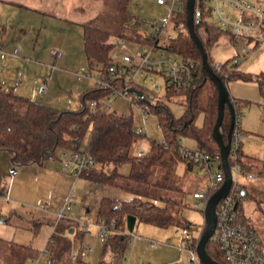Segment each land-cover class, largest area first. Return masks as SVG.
I'll list each match as a JSON object with an SVG mask.
<instances>
[{"label": "trees", "instance_id": "16d2710c", "mask_svg": "<svg viewBox=\"0 0 264 264\" xmlns=\"http://www.w3.org/2000/svg\"><path fill=\"white\" fill-rule=\"evenodd\" d=\"M185 4L186 0H181L178 10L169 16L175 34L169 39L167 47L179 56L191 60L189 66L192 79L189 80V85L185 89L176 90L166 80L164 85L166 98L183 95L182 103L185 108L182 115L175 118L165 104L163 96L153 95L149 98V91L135 83L129 84V87L141 89L143 97L140 102H146L149 110L157 114L163 132L162 139L147 137L145 133L135 129L132 114L116 113L105 108L102 100L111 92V89L102 87L100 84L94 83L79 94V105L76 109L56 108L0 87V150L8 152L11 163L26 165L41 162L49 155H56L57 150L75 148L91 156L96 162V165L83 168L79 174L80 178L131 193L126 199L102 197L99 202L97 215L106 221H113L116 232L108 238L107 242H104L101 258L96 264L121 263L129 236L125 223L128 214L136 217L135 223L142 221L158 226L175 223L181 227L190 223L182 216V209L186 206L183 190L174 183L172 178L178 162H185L188 169L193 166L192 162L186 160L179 152L180 136L192 137L196 141V149H204L217 157L218 166L221 167L219 146L212 137V129L217 117L218 89L216 83L203 69L201 53L187 30ZM209 16V7L202 3L200 22L194 24L193 29L217 79L227 91L228 82L233 79L252 81L264 97L263 71L251 73L238 70V63H233V58L236 56L221 62L218 70L213 68L215 61L210 54L212 47L223 35L233 41L234 36L213 26ZM139 26L138 18L125 15L120 21L116 36L123 41L152 44L154 37L140 31ZM109 36V31L96 25L87 23L82 27L84 55L89 70L93 73L107 75L108 66L113 63L110 53L115 42L110 41ZM123 80L118 77L113 78L114 87L121 89L125 84ZM203 90L206 92L204 101L201 99ZM127 93L134 95L131 91ZM228 97L236 127L241 116V109L248 105L250 100L236 98L230 95L229 91ZM200 111L204 114V122L202 126H197L195 118ZM229 126L230 107L224 103L223 117L219 127V135L224 141ZM85 138L84 144L82 141ZM141 140L147 142L145 149L142 150L143 153L133 152L134 144ZM244 156L246 155L239 147L235 161L249 171V164L243 159ZM227 160L229 166L234 162L229 154ZM121 164L128 165L127 173L119 172L118 167ZM263 165L264 162L259 169L260 174ZM217 188L208 187L207 197ZM243 195L249 194L245 186L241 184L240 198ZM257 204L260 206L261 200L257 199ZM236 208L239 211L237 221L240 224L250 225L243 217L239 199L236 202ZM70 228L74 226L69 219L64 218L57 222L48 247L52 264H62L68 260L69 242L65 233ZM204 228L205 225L201 233ZM84 232L78 229L80 237ZM9 243L12 245L9 252L15 257L14 264H22L27 256V246L12 241ZM106 243L110 247L112 256L110 263L103 258ZM193 243L196 245V241ZM205 249L214 264H228L218 242L212 237L206 242ZM76 261L77 264L82 263L80 258Z\"/></svg>", "mask_w": 264, "mask_h": 264}, {"label": "rangeland", "instance_id": "374dc122", "mask_svg": "<svg viewBox=\"0 0 264 264\" xmlns=\"http://www.w3.org/2000/svg\"><path fill=\"white\" fill-rule=\"evenodd\" d=\"M89 2L86 11L82 14L78 13L77 6H64V8L74 9L71 15L80 16V18L82 17L81 21L110 32L109 40L115 42V46L111 51L112 55H115V61H121L123 55L136 56L141 45L117 38L116 33L120 21L125 15L138 18L140 22L139 30L147 35L152 34L155 28L161 24L165 25L162 40L168 35L174 34L172 23L169 20V9L165 4H158L156 0H89ZM258 2L264 3V0H258ZM101 6L102 11L99 14L97 12L98 7ZM19 14L25 16L30 13L22 10ZM83 17H87V19L84 20ZM24 22L29 23L27 20H24ZM57 25L60 31V33L58 32V38L52 32L54 25L50 23L45 24L47 28L42 31L38 38H36L34 32L25 38V44L28 45L29 49L35 47L37 51L34 54L35 56L28 52L20 55L26 58V62L22 65V68H25L21 70L20 74H23L29 80L34 73L30 67L33 66L35 61L46 67V74H48L52 65L54 70L58 68V77L53 83V85L55 84L53 90L58 93L61 105L76 109L79 105V94L87 87L92 86L94 81L91 77H85L82 81L76 78L77 72L86 74L90 71L84 55L82 28L59 21ZM225 37L223 35L221 40L223 41ZM144 47L146 49L150 48L148 44H144ZM250 47L251 45L248 44L246 46L248 52L245 55L242 54L244 56L238 57L236 54L241 53L242 50L240 43L226 45L220 41L212 47L210 54L215 62H223L234 56L238 57V61L241 59V62H244L251 55ZM54 48L61 52L66 51V57H62V54L54 57L52 54ZM161 52L163 53L164 49L158 48L157 51H152L151 55L158 57ZM234 60L235 58H233ZM242 65L240 67L243 69L245 64ZM145 74V78H142L141 74L137 75L135 82L151 94L163 96L164 102L173 116L175 118L180 117L185 108L182 103L183 95L165 97V75L160 69L147 70ZM227 87L229 93L235 97L250 100L248 105L241 109L239 123H241L243 130L240 141L241 150L247 154L243 159L249 164V171L253 173V177L248 178L242 174L236 175L233 172V178L244 185L249 194L241 196L239 207L244 219L255 228L259 241L264 244V175L259 173L263 163L260 160L264 159V97L259 93L258 88L252 84L231 80L228 82ZM136 89L141 90L137 87ZM205 98L206 92L203 90L201 92L202 101ZM102 104L110 111L132 114L135 129L141 131L140 128H143L141 132L145 133L147 137L162 139L163 132L157 114L149 108L144 112L142 107L145 104L137 102L135 95L129 93L110 95L109 100H106V98L102 100ZM108 104L109 107H107ZM203 122L204 114L200 111L196 115L195 124L202 126ZM82 143H86V138ZM179 143L181 147L189 149H196L197 147L196 141L189 136H180ZM146 144V140H141L134 144L132 151L140 152V150L145 149ZM214 163L217 166L218 162ZM10 164L8 152L0 150V264H14L15 257L9 252V249H12V245H9L11 240L27 246V258L22 264H31L29 255H34L46 245L49 234L54 231L57 224V215H51L48 213V209L45 208L46 201L44 197H47V193H49L50 183L33 173L28 174L23 181L20 179L16 181L13 178L10 184V199L5 200L3 198L1 187L6 189L8 186L7 171ZM23 166L25 165H18V169L21 170ZM128 169L127 164H121L118 167L121 173H127ZM172 178L174 183L183 190L186 206L182 209V216L191 221V224L202 227L205 225V201L201 200V204L198 206L192 193L194 190L201 192L207 190V173L204 170H196L195 168L188 169L185 162L180 161L176 164ZM119 190L120 198L130 197L131 193L129 191ZM257 199L261 200L262 204L260 206L257 204ZM46 218H49L50 221H47ZM84 231L82 237L78 235V229L73 232L67 230L66 235L69 237L71 249L76 250L83 246L92 248V251L88 252L82 259V264H96L101 258L104 242L96 236V226L94 224L86 225ZM200 233L196 230L193 231V241H196V243L201 235ZM128 234L123 257L128 259L129 264H190L191 254L186 248L181 226L175 223L158 226L142 221L136 222L132 232ZM133 234L137 236L134 241L132 240ZM109 254L108 251H105L103 258L106 260Z\"/></svg>", "mask_w": 264, "mask_h": 264}, {"label": "built area", "instance_id": "2783aa9c", "mask_svg": "<svg viewBox=\"0 0 264 264\" xmlns=\"http://www.w3.org/2000/svg\"><path fill=\"white\" fill-rule=\"evenodd\" d=\"M159 4H165L169 9V16L174 11H177L181 0H156ZM207 4L209 7L210 23L224 31L231 33L234 36V41L242 45L241 54L247 52V42H252L254 45L264 41V3L258 1L248 2L246 0H195L192 13L193 24L200 22L201 17V4ZM165 25H158L154 32L150 36L154 37V42L148 44L150 48L146 49L144 44L140 45L139 52L136 56L123 55L121 61H115V55L110 53V58L113 61L108 66L107 75L100 73H93L89 71L86 74L77 72V78L83 79L85 77H91L96 84H100L102 87L111 89V92L105 97L109 100L110 95L126 94L129 90V84L135 83L137 75L141 74L142 78H145V71L160 69L165 75V80L168 84L175 87L176 90L185 89L189 85V80L192 79L190 72V59H186L179 56L174 51L167 47V43L173 35H168L162 40V32ZM158 48L164 49V52L160 53V56L153 57L152 51H157ZM17 52V49L14 50ZM54 56L62 54L60 50L54 48L52 50ZM118 62V63H117ZM233 63H238V57L235 58ZM221 66V62H214L213 68L218 70ZM53 69L54 66L52 65ZM122 78L125 84L119 88H115L113 85V78ZM119 80V79H118ZM165 85V82H164ZM134 88V87H133ZM46 90V81L38 84L37 91L39 94H43ZM149 98L153 96L151 92H148ZM137 102L145 104L143 106L144 112L148 109L146 102H140L143 94L136 95ZM104 98V99H105ZM110 105L108 104L107 107ZM142 131L143 128H140ZM242 137L241 128L239 122L233 126L231 133V143L229 155L234 162L229 166L232 182L228 193L225 197L221 198L215 207L216 223L212 234V238L218 242L219 248L223 253L225 261L228 264H264V244L258 239L255 228L251 225L240 224L237 221L239 211L236 208V202L240 199L241 183L236 178H233V172L236 175L242 174L248 178L253 177L251 171L239 165L236 161V151L240 147V141ZM179 152L188 161L192 162V167L196 170H204L208 175V187H219L224 180V171L218 164L215 166L214 162H217V157L212 156L204 149H189L186 147H180ZM140 154L143 153L141 150ZM57 157L64 171L70 173L74 177H79L81 170L87 166L96 165L95 160L84 153L83 151L75 148H65L58 150L56 155H49L47 158L52 159ZM198 173V171H196ZM9 182L7 188L3 191L2 196L5 200L9 199L10 184L13 177L18 173V164L11 163L8 167ZM261 174L264 175V165L261 169ZM196 204L199 206L201 200L206 202L207 190L204 192L194 191L192 193ZM71 209V203L69 201L64 202L57 210L56 222L65 218V211ZM90 208H86L85 211L89 212ZM94 224L96 226V236L103 242H107L108 238L116 232L113 221H106L104 218L99 217L97 214L93 220H83L81 229H85L86 225ZM202 231V227L186 223L181 227V233L186 241V248L191 254L190 264H202L196 253V245L193 243V231ZM127 233H130L127 231ZM132 232V231H131ZM52 232L49 234L46 245L38 252V254L32 258L31 264H52L49 254L48 244L52 241ZM137 236L133 234V241ZM130 240V241H132ZM90 246H83L77 249V252L72 254V259L77 260L84 258V256L91 252ZM106 251L110 253V247L106 243ZM112 259L109 254L106 262L110 263ZM125 262V263H124ZM82 264V263H81ZM120 264H129L128 259L121 258Z\"/></svg>", "mask_w": 264, "mask_h": 264}, {"label": "crops", "instance_id": "0c3cea01", "mask_svg": "<svg viewBox=\"0 0 264 264\" xmlns=\"http://www.w3.org/2000/svg\"><path fill=\"white\" fill-rule=\"evenodd\" d=\"M246 1L253 2L258 0ZM88 4H90L89 0H0V87L5 90H12L17 95L27 97L31 100L56 108L67 107L65 105H61V99H59L58 93L53 90V87H55V84L53 85V83L58 77V68L54 70V68L52 69L50 67L48 74H46V67L35 61L33 62V66L30 67V69L34 72L33 76L27 80L23 74H20L21 70L25 68H22V65L26 62V58L20 55L27 52L32 55L36 54L37 50L35 47L29 49L28 45L25 44V38L29 37L33 32L36 33V38H38L42 31H45L44 29L47 28L45 26L46 23L54 25L52 32L57 36V38L58 32L60 33L57 25L58 21L82 28L83 25L87 23H85V21H81L82 17L80 18V16L77 17L75 15H71L72 10L74 9H71L70 7L64 8V6H77L78 13L82 14L86 11ZM22 10L30 14L25 16L19 14ZM101 11L102 6L98 7L97 12L100 14ZM83 19L86 20L87 17H83ZM24 20H27L29 23L24 22ZM221 39L222 38H220L215 44L220 43V41L226 45L234 43L239 44L229 39V37L223 38V41ZM248 44L251 45V55L244 61L245 63L241 62L240 59L238 61L237 69L251 73H257L260 71L264 72V41L256 46L252 42H247V46ZM15 49H17L16 53L14 52ZM62 55V57L65 58L67 52L63 50ZM236 55L241 57L245 54L242 55L241 53H237ZM49 57L50 56L48 55V58ZM240 62L243 65L245 64L243 69L240 67ZM83 79L80 80L77 78L79 81H82ZM43 81H46V90L43 94H39L37 86ZM233 81L252 84L257 87V85L252 81H241L239 79H233ZM230 95L232 94L230 93ZM239 125L241 128V123H239ZM241 147L242 146L240 145V149ZM243 154L247 156L244 152ZM54 158L55 157L52 159H44L41 162L26 164L21 170L18 169V173L13 178L16 181L19 179L23 181L28 174L33 173L49 182V193H47V197H44L46 201L45 208L48 209V213L55 216L58 208L64 202L69 201L71 203V209L69 211H65V219H69L73 223L74 228H70V232L75 231V229L81 230L83 220H93L94 216L97 214L99 202L102 197L120 198V190L118 188L116 189L114 187L86 180L84 178L74 177L70 173L63 170L62 164L57 157V159ZM260 161L264 162V159ZM191 169L194 168L192 167ZM4 190L5 189L1 187L2 193ZM86 208H90V211L86 212ZM46 220L50 221L49 218H46ZM186 221L191 223L189 220ZM203 227L204 225L202 226V229ZM65 236L69 242V261H64L62 264H77V261L72 259V254L76 253L77 249H71L69 237H67L66 233ZM11 241L17 243L13 240ZM17 244L24 245L23 243ZM37 253L38 252L34 253V255H29L30 261Z\"/></svg>", "mask_w": 264, "mask_h": 264}, {"label": "water", "instance_id": "95a60500", "mask_svg": "<svg viewBox=\"0 0 264 264\" xmlns=\"http://www.w3.org/2000/svg\"><path fill=\"white\" fill-rule=\"evenodd\" d=\"M194 2L195 0H186V4H185L186 27H187L190 37L195 42V44L197 45L201 53V63H202L203 69L209 74L210 78L216 83V86L218 89L217 117H216V121L214 123L213 129H212V137L215 139V141L217 142L219 146L221 167L224 171V180L222 184L212 194H210L208 198L206 199L205 206H204L205 228L203 232L201 233V235L199 236L198 241L196 243V253L200 261L203 262L204 264H214L213 260L206 252L205 244L208 241V239L211 238L214 228H215L216 204L221 198L227 195L231 182H232V175H231L227 157L230 151L231 133H232L235 119L233 115V109L231 107L229 97H228V91L217 79L212 67L208 64L207 57L204 52L203 46L194 32V29H193L194 24H193V19H192ZM128 90L136 95L142 94L141 90H138L133 87L128 88ZM224 103H227V105L230 107V126H229V131L227 133L225 141L219 135V127H220L222 117H223ZM135 221H136V217L134 215L128 214L126 216L125 223H126V229L128 232H131L133 230Z\"/></svg>", "mask_w": 264, "mask_h": 264}]
</instances>
